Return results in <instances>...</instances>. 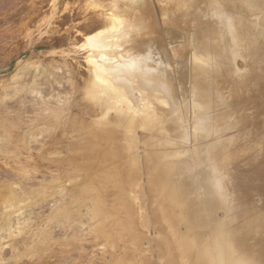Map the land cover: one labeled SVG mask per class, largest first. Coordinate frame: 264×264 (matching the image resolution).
<instances>
[{
	"label": "rangeland",
	"instance_id": "rangeland-1",
	"mask_svg": "<svg viewBox=\"0 0 264 264\" xmlns=\"http://www.w3.org/2000/svg\"><path fill=\"white\" fill-rule=\"evenodd\" d=\"M99 1L95 8L89 0H0V264L189 263L182 258L173 238L170 239L167 232L160 230V227H168L170 221L156 205L157 201H153L152 193L143 191L145 199L138 206L114 205V199L119 196L118 191L105 187L101 182H93V176L103 177L98 167L103 157L100 158V153L98 156L94 153L96 157L93 155V158L88 156L92 154L89 147L99 141V134L102 133L98 131L96 138H93L90 136L92 129L98 122L99 126L106 128L105 132H111L113 120L120 118L119 111L114 107L118 98L116 94L106 97L98 92L100 95L96 97L95 103L90 105L86 101L87 94L92 92L90 84L93 82L89 77L91 60L95 58L101 63L102 58H108L104 55L109 50L104 44L108 40L102 39L100 35L108 28L116 32L120 29L115 24L119 6L117 0ZM205 1L210 0H190V4ZM211 2L218 8V20L206 22V29L197 28L195 23L188 25L194 31V39L207 43L216 41L217 34L220 35L221 26L216 22L223 14L229 13L233 18H240L239 11L230 9L231 6L239 9L238 5L242 4L241 0ZM263 13L249 17L252 23L259 25L260 33H264ZM233 22L238 31L250 30L248 23L243 25L242 20L234 19ZM236 22L240 23L241 30ZM91 23L96 27L89 31ZM95 42L98 44L96 47ZM174 43L176 45L179 42ZM174 43L166 46L168 52L175 46ZM176 46L181 45L179 43ZM188 48L192 52L194 47L188 45ZM254 48L259 52L253 59L245 52L244 58L240 57L236 61L235 56L234 60L229 61L240 68L241 73L251 76L249 84L257 85L251 86L253 95L264 85V81L258 82L257 78V72H264V39L259 38ZM54 50L58 51L55 55L47 54ZM163 52H158V55L151 53L146 58L159 65L160 69H167L163 75L160 73L161 83L163 79H169L170 71L177 73L178 82L181 79L178 75L180 69L184 76L191 72V60L181 63L177 57V63L163 65ZM98 54L101 55L96 58ZM21 59L24 62L9 71ZM115 61L114 67L96 81L100 90L107 77L125 74L122 64ZM206 62L211 61L202 59V63ZM185 65L188 67H182ZM74 72L81 82L76 81L75 74L71 75ZM78 83L83 84L77 86ZM178 85L180 98L189 99L183 94L184 90L190 88L189 80L183 84L184 87ZM224 92L230 101L234 100L235 91L228 89ZM159 94L154 93L157 97ZM239 94L250 97L242 91ZM239 117L242 119L239 130L247 127L251 135L240 137L230 147L233 151L249 142L257 125H264V99L259 105L246 103ZM97 120H100V124ZM126 128L127 124L122 122L119 127L121 130L112 132L120 147L128 145L122 139ZM89 181L91 184L88 187ZM252 203V213L251 207L245 206L234 226L243 230L247 226L246 221L253 216L257 220L263 211V200L255 194ZM218 213L220 217L223 215L222 210ZM136 214L142 215L145 220L132 222L130 219ZM250 226L253 231L250 234L243 233L247 251L253 253L260 264H264V228L256 221ZM177 227L179 234L175 238H183L185 224ZM249 246L253 248L249 249Z\"/></svg>",
	"mask_w": 264,
	"mask_h": 264
},
{
	"label": "bare ground",
	"instance_id": "bare-ground-1",
	"mask_svg": "<svg viewBox=\"0 0 264 264\" xmlns=\"http://www.w3.org/2000/svg\"><path fill=\"white\" fill-rule=\"evenodd\" d=\"M123 1L117 0L119 6L115 24L120 28L119 31L108 28L100 35L102 39L108 40L104 43L109 49L104 53L108 58H102L101 63L93 58L89 65V77L93 83L90 84L92 92L86 96L87 103H95L100 94L108 97L114 93L118 97L114 107L120 113L119 120H113L111 124V132H105L106 128L96 122L90 134L96 138L98 131H102L99 141L89 147L92 153L88 154L89 158L98 153L100 158L103 157L98 162L103 177L93 176L94 184L98 181L118 191L119 196L114 199V205L138 206L145 199L143 191L146 194L152 193L153 201H157L156 205L170 221L168 227H160V230L167 232L170 239L173 238L188 264H260L253 253L247 251L243 233L250 234L253 231L250 224H255V221L264 228V206L257 220L253 216L246 221L247 226L243 230L233 224L245 206L251 207L252 213L255 194L261 197L264 205V146L228 159L227 139L222 136L224 133L229 134L234 143V139L240 136L232 131L242 122L239 115L247 101L255 104L259 102L257 97L239 94V91L247 92L250 80L229 63L234 60L233 56L242 53L237 44L240 33L243 34L245 29L236 31L233 22L240 18H233L229 13L223 14L216 22L221 26L216 41L200 44L202 54L192 53L188 45L195 47L199 40L194 39V31L188 25L195 23L197 28L206 29V22L218 20V8L214 7L211 0L195 4H190V0H137L136 7L131 4L134 0ZM89 2L97 8L100 1ZM112 24L109 23V27ZM166 24L173 30L169 40L181 41V46L168 52L170 61L171 58L175 60L183 56L192 63L191 72L185 76L180 75L179 82L177 73L170 71L169 79H163L161 83L160 75L167 72V69H160L159 65L146 59L151 56L150 53L164 51L166 35L161 26ZM86 25L83 27L89 26ZM92 25L91 28L96 27ZM157 25H160V30ZM91 28L89 31L94 29ZM95 44V47L98 46L97 42ZM163 53L165 56L166 52ZM202 59L211 62L202 63ZM115 60L122 64L125 74L107 77L104 88L100 90L96 81L101 80L100 76L114 67ZM181 73L180 69L178 75ZM72 74H75L78 81V74ZM188 80L190 88L184 90L183 94L189 99L182 100L178 93V83L182 87ZM82 84L78 83L77 86ZM228 89L235 91L233 101L225 96L224 91ZM263 89L261 91L264 93ZM157 92L161 94L158 97L154 95ZM139 93V97L134 95ZM97 121L100 124V120ZM122 122L127 124L122 139L128 145L124 147L119 146L116 136L112 134L113 130H121L119 127ZM87 132L89 134L90 130ZM90 184L89 181L87 186ZM219 210L223 211L221 217ZM138 219L145 220L137 214L130 220L135 222ZM182 224H185L183 238H175L179 234L177 226Z\"/></svg>",
	"mask_w": 264,
	"mask_h": 264
},
{
	"label": "water",
	"instance_id": "water-1",
	"mask_svg": "<svg viewBox=\"0 0 264 264\" xmlns=\"http://www.w3.org/2000/svg\"><path fill=\"white\" fill-rule=\"evenodd\" d=\"M241 1H242V4L238 5L239 9H236V7L231 6L232 8L230 10L239 11L240 19L242 20L241 23L243 25H247V23H248V25L250 27V30H247V31L245 30L243 32L242 36L240 35V37H239L240 40L238 41L237 46L240 48V51L242 53L241 54L238 53V54L235 55L236 56V61L240 57L244 58L245 52H246V54H247V56L249 58L253 59V57L256 56L258 54V52H259V50L254 48L255 45L257 46L258 39L259 38L260 39H264V36H262V35H264V33H260L259 25H255L249 19V17H251V15L253 13H256V14L259 15V14L264 12V0H241ZM132 3H134L133 5H135V1H133ZM241 20H239V21H241ZM157 23H159V22L157 21ZM235 24L241 30L240 23H235ZM157 27H160V25H157ZM161 27L164 28V33L166 35V40H164L165 42H163L164 52H166V53H165V56H161V59H162L163 65H167L168 66V64L172 65V64L177 63V61L173 60L172 58H171V61H170V56L168 55L169 53H168V50H166V46L168 47L170 44H173L174 42H179L180 43L181 41H177V40L176 41L175 40L171 41V40H169V37H170L169 33L172 31V29L169 26V24L162 25ZM161 27L159 28V30L161 29ZM212 30H214V29H212ZM235 30H236V28H235ZM255 35H257V37ZM244 37L246 39H244ZM187 41H189V40L187 39ZM233 42H231V43L234 44ZM202 43H203L202 41H199V42H197L195 44L196 45L195 47L192 45V47H194L192 49L193 50L192 52H197L199 54H202V52H201L202 50L199 49L200 46L202 45ZM178 44H176V45H178ZM174 45H175V43H174ZM186 45H188V43ZM175 46H172L171 49L175 48ZM55 52H58V51L54 50V51L48 52L47 54L55 55ZM154 54L158 55V51L156 53L154 52ZM149 55H151V53ZM235 56H233V57H235ZM167 57H168V59H167ZM178 59H179L178 61L181 62V63H185V62H187L189 60L186 57L184 58L183 56H179ZM23 62H24V59L19 60L18 62H16L12 66V68L9 69V71H11L12 69L18 68ZM188 63H189V61H188ZM235 64H237V63L235 62ZM182 67H186L187 68L188 65H185V66H182ZM237 70L239 71V73H241L240 72V68L239 69L237 68ZM181 74H179V75H181ZM241 74H244V73H241ZM244 75H245L244 78H246L248 80L251 79V76H249L248 74H244ZM257 75H259L257 77L259 79V81L260 80L264 81V72H263V74H259L257 72ZM253 85L257 86L254 83H253ZM246 88H247V92H244L245 95L248 94V96L257 97L258 100H259V102H257L256 104L254 102L252 103L251 101H247V104L248 105H259L260 102L263 101V99H264V93L261 91V89L264 88V85L260 86V89H258V93L254 92L255 95L251 94L253 88L250 86V84H248ZM249 88H250L251 92L249 91ZM260 95H261V100H260ZM239 125L232 132L235 133V134H239V136L242 137V138L247 137V136L249 137V135H251L250 134V129H248L246 127L245 129L239 130ZM255 130H256V132H254L252 137L249 139V142H247L244 146L237 147L236 150H234V151L231 150L230 147L232 145H235L240 137L239 138H235L234 139L235 142L233 143V141H231V136L229 134L224 133V135H222L223 139L224 138L227 139V141L225 143H227V145H228V148H227V154H228L227 158L228 159L232 158V156L237 155V154L243 155V153H247L250 150L252 151L253 148H258L259 149L260 147L264 146V125H262V124L257 125V129H255Z\"/></svg>",
	"mask_w": 264,
	"mask_h": 264
}]
</instances>
